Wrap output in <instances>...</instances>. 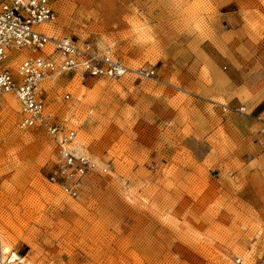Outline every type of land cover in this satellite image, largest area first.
I'll use <instances>...</instances> for the list:
<instances>
[{
    "label": "rangeland",
    "instance_id": "rangeland-1",
    "mask_svg": "<svg viewBox=\"0 0 264 264\" xmlns=\"http://www.w3.org/2000/svg\"><path fill=\"white\" fill-rule=\"evenodd\" d=\"M55 6L50 35L158 75L52 83L55 122L108 169L76 199L47 179L57 144L43 128L20 129L16 96L5 97L0 264H264V0Z\"/></svg>",
    "mask_w": 264,
    "mask_h": 264
},
{
    "label": "built area",
    "instance_id": "built-area-1",
    "mask_svg": "<svg viewBox=\"0 0 264 264\" xmlns=\"http://www.w3.org/2000/svg\"><path fill=\"white\" fill-rule=\"evenodd\" d=\"M56 0H0V106L7 95H15L21 118L19 128H43L57 144L58 159L48 172L49 183L66 196H80L87 177L106 173L84 153L64 148L77 131L55 123L50 111L52 83L57 76L73 73L83 78L119 80L132 75L153 80L155 69L129 68L112 50L101 51L95 42L56 38L46 27L58 18ZM15 52L19 55L12 57ZM13 63L16 67L13 68ZM66 94L64 100H70ZM224 112L245 113L246 108L222 105ZM262 120L261 117H258Z\"/></svg>",
    "mask_w": 264,
    "mask_h": 264
},
{
    "label": "crops",
    "instance_id": "crops-1",
    "mask_svg": "<svg viewBox=\"0 0 264 264\" xmlns=\"http://www.w3.org/2000/svg\"><path fill=\"white\" fill-rule=\"evenodd\" d=\"M258 178H250L249 181L247 182L245 189H248L252 192H254V195H258L260 191V183L257 182Z\"/></svg>",
    "mask_w": 264,
    "mask_h": 264
},
{
    "label": "bare ground",
    "instance_id": "bare-ground-1",
    "mask_svg": "<svg viewBox=\"0 0 264 264\" xmlns=\"http://www.w3.org/2000/svg\"><path fill=\"white\" fill-rule=\"evenodd\" d=\"M54 24H50V25H48L45 29H46V32L50 35V33H49V28L51 27V26H53ZM50 36H52V35H50ZM55 37V36H54ZM57 38V37H56ZM58 77V76H57ZM56 77V78H57ZM8 96V95H7ZM19 103V102H18ZM56 123V122H55ZM56 124H58V123H56ZM62 126V125H61ZM68 130V129H67ZM78 139V133H77V137H76V139H75V141L71 144V145H66L64 148H66V149H69V150H72V152L74 153V154H77V153H84V152H79V150L77 149V142L76 141H78L77 140ZM85 154V153H84ZM87 155V154H86ZM58 159V158H57ZM57 162V161H56ZM55 162V163H56Z\"/></svg>",
    "mask_w": 264,
    "mask_h": 264
}]
</instances>
